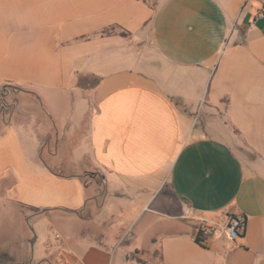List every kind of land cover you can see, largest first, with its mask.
Here are the masks:
<instances>
[{"label":"crops","instance_id":"1","mask_svg":"<svg viewBox=\"0 0 264 264\" xmlns=\"http://www.w3.org/2000/svg\"><path fill=\"white\" fill-rule=\"evenodd\" d=\"M4 86L15 264H264V0H0Z\"/></svg>","mask_w":264,"mask_h":264},{"label":"rangeland","instance_id":"2","mask_svg":"<svg viewBox=\"0 0 264 264\" xmlns=\"http://www.w3.org/2000/svg\"><path fill=\"white\" fill-rule=\"evenodd\" d=\"M45 221H46V218L44 217V218L37 219L36 221L32 222L31 225L33 228L32 230L33 233L31 235V238L33 240V238L35 237V241H33L35 255L37 257H40L42 261L44 262V264H47L45 262L46 251L43 246V238L47 236L48 231H54V230L52 227L49 228V224L46 223ZM52 221H53L54 226H59V227L62 226L64 230H67V227H64L63 225H61L60 222H58L59 220L53 218ZM11 224L13 226L10 227V231L9 230L6 231L4 230L2 226H0V246L4 247V246L11 245L12 248L17 250L22 245V240L24 238V230L22 229V227L14 226V223H11ZM30 244H31V240H30ZM121 248H122V245H117L115 246L114 250L119 251ZM12 260L13 258L11 257V255H8L5 252H0V264H15V262H13Z\"/></svg>","mask_w":264,"mask_h":264},{"label":"built area","instance_id":"3","mask_svg":"<svg viewBox=\"0 0 264 264\" xmlns=\"http://www.w3.org/2000/svg\"><path fill=\"white\" fill-rule=\"evenodd\" d=\"M263 17V15H260ZM244 227V221L241 218L233 217L230 218L227 224L221 227H210V226H202L199 231L202 233V236H212L216 231L223 234L228 240L236 239L241 233ZM67 243L66 240L62 237V235L56 231H49L47 234V238L44 241L45 251H56L62 250L66 248ZM65 264H77L76 262L66 261Z\"/></svg>","mask_w":264,"mask_h":264},{"label":"trees","instance_id":"4","mask_svg":"<svg viewBox=\"0 0 264 264\" xmlns=\"http://www.w3.org/2000/svg\"><path fill=\"white\" fill-rule=\"evenodd\" d=\"M19 90L17 87H13V86H4L3 89H0V117L2 118V121H4V119L6 118V116H8V114L11 111V106L6 104V102L3 99L4 94H6V92L8 91H17ZM202 233L200 231H198V235L196 237L197 242H200Z\"/></svg>","mask_w":264,"mask_h":264}]
</instances>
